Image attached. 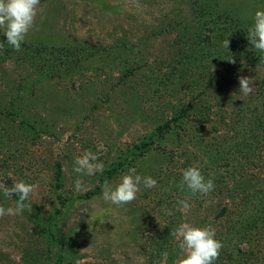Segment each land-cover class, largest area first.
Instances as JSON below:
<instances>
[{
    "label": "rangeland",
    "instance_id": "1",
    "mask_svg": "<svg viewBox=\"0 0 264 264\" xmlns=\"http://www.w3.org/2000/svg\"><path fill=\"white\" fill-rule=\"evenodd\" d=\"M257 10L264 0H41L39 30L20 52L0 49V183L37 185L31 208L0 217V264H161L165 252L175 264L170 233L184 222L215 229V264H264V60L247 40ZM86 151L102 173L73 171ZM193 166L213 179L208 195L179 187ZM131 168L157 185L105 203L103 182ZM17 200L0 192L5 209Z\"/></svg>",
    "mask_w": 264,
    "mask_h": 264
},
{
    "label": "clouds",
    "instance_id": "2",
    "mask_svg": "<svg viewBox=\"0 0 264 264\" xmlns=\"http://www.w3.org/2000/svg\"><path fill=\"white\" fill-rule=\"evenodd\" d=\"M41 6V0H0V28L4 30L6 41L0 42V49L5 44L14 51L20 52L21 45L25 41L30 30H39L35 24L37 10ZM247 40L257 52L261 53L264 60V11L257 10L253 15V23L247 29ZM225 48L229 47V40L222 41ZM230 63H235L232 58ZM239 91L243 96L252 93V81L247 77H238ZM104 165L98 161V157L91 151H86L74 161L73 171L80 176L94 175L102 173ZM146 188H153L157 181L151 177H142L136 174L134 168L129 169L128 174L120 178V182L113 185L107 180L102 185V200L105 203L121 207L131 203L136 199L140 191V185ZM179 187L192 194L208 195L214 190L213 179H206L198 167H188L182 170ZM37 185L27 184L24 181H17L11 187L0 183V192L5 198L11 199L17 196L18 200L14 207L5 209L0 206V217L6 215H19L25 208H31L30 204L25 203L35 191ZM76 192L85 191L83 180L78 178L74 184ZM179 211L187 214L190 205L186 200L178 201ZM165 214L173 215V212L165 209ZM178 242L180 255L175 264H215L219 258L223 244L215 239V229L210 227L198 228L190 223H181L173 232L170 233ZM161 264H167L168 253L162 254Z\"/></svg>",
    "mask_w": 264,
    "mask_h": 264
}]
</instances>
